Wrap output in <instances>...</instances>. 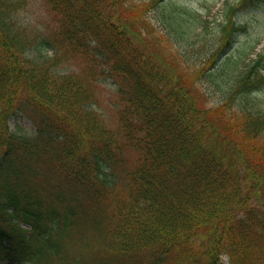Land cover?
I'll use <instances>...</instances> for the list:
<instances>
[{"label": "trees", "instance_id": "obj_1", "mask_svg": "<svg viewBox=\"0 0 264 264\" xmlns=\"http://www.w3.org/2000/svg\"><path fill=\"white\" fill-rule=\"evenodd\" d=\"M41 1L52 30L21 16L25 0H0V264H264L250 207L264 211L261 58L222 57L209 21L177 0L145 5L161 38L125 0ZM257 1L227 4L223 32ZM76 57L84 76L59 68ZM99 84L115 94L114 129Z\"/></svg>", "mask_w": 264, "mask_h": 264}, {"label": "rangeland", "instance_id": "obj_2", "mask_svg": "<svg viewBox=\"0 0 264 264\" xmlns=\"http://www.w3.org/2000/svg\"><path fill=\"white\" fill-rule=\"evenodd\" d=\"M124 0H122L123 2ZM149 0H125L123 6L128 8L125 17L129 20L140 19L141 22L147 21L149 24V29L153 31L155 38H161L163 34H160V24L157 19L156 13L150 7L145 8V5L148 4ZM217 0H177L180 5L187 6L193 9H199L201 7V3L206 2L209 7H211L214 2ZM224 0H221L216 8L213 9L212 19L215 20L210 24V28L208 29L209 35L208 40H214L218 34V44L223 47V52H231L232 50H236V47L239 46L240 43H244L245 41L249 42L251 40H256L260 42L261 47V60L264 64V0H259L257 3L248 5L244 8H238L232 15L231 20L237 23L238 25L244 26L247 28L243 32L233 33L229 38V43L224 46L225 34L220 31L222 27V23L224 21L223 11L226 4H234L236 0H227V3L220 9V5ZM26 7L21 12V16L24 18H31L36 25L39 27H48L49 29H53L58 26L57 21H54L50 15L47 13L49 11V7L45 5V1L41 0H25ZM144 7L141 9V7ZM142 34L143 32L140 31ZM162 47L166 45L165 42L160 43ZM47 55H51V52H47ZM90 64L79 57L70 58V59H62L59 64V68L74 72L78 76H84L85 72L89 68ZM95 68H92V72L95 73ZM264 75V70L262 71ZM100 74V73H97ZM90 79L91 81H100L103 82L104 78L102 75L96 77L93 75ZM186 79V78H185ZM188 81V79H186ZM196 86V89L192 92V94H201L202 91L207 88V84L201 86L200 84ZM207 96V95H206ZM112 97H115V94L112 89H110L107 85L99 84L94 88V104L95 109L101 115V118L105 121L106 126L110 129H114L116 126L117 116L115 113V104L111 102ZM253 98L260 105L261 110L264 111V83L260 81L257 86V90L253 92ZM217 98H211V96H207V99L203 102V105L212 106L216 103ZM113 103V104H112ZM24 125L29 126V124L22 119H19ZM251 144L257 145L258 142L255 140H247ZM235 142L244 143L245 138L243 134L238 135L235 138ZM261 144H264L262 141ZM125 157L133 161L134 156L132 153H127ZM254 163H257L256 160H252ZM258 213H262L264 215V211L260 210L255 206H250ZM224 264H228L227 258L222 256L220 258Z\"/></svg>", "mask_w": 264, "mask_h": 264}]
</instances>
